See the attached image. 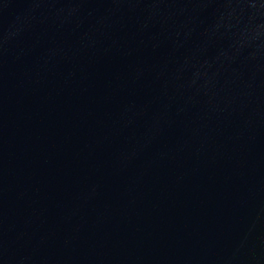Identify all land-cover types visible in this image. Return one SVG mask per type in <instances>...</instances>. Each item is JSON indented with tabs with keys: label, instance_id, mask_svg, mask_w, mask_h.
Returning a JSON list of instances; mask_svg holds the SVG:
<instances>
[{
	"label": "water",
	"instance_id": "water-1",
	"mask_svg": "<svg viewBox=\"0 0 264 264\" xmlns=\"http://www.w3.org/2000/svg\"><path fill=\"white\" fill-rule=\"evenodd\" d=\"M0 264H264V0H0Z\"/></svg>",
	"mask_w": 264,
	"mask_h": 264
}]
</instances>
